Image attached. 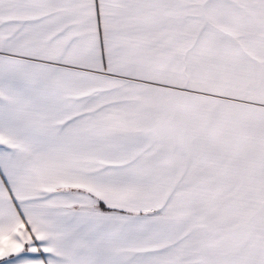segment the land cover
Returning <instances> with one entry per match:
<instances>
[{
    "label": "snow or ice",
    "instance_id": "snow-or-ice-1",
    "mask_svg": "<svg viewBox=\"0 0 264 264\" xmlns=\"http://www.w3.org/2000/svg\"><path fill=\"white\" fill-rule=\"evenodd\" d=\"M0 264H264V0H0Z\"/></svg>",
    "mask_w": 264,
    "mask_h": 264
}]
</instances>
